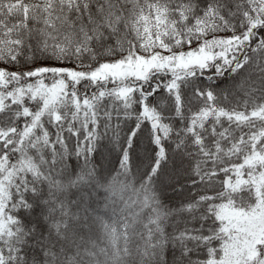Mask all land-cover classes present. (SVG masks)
<instances>
[{
    "label": "snow or ice",
    "instance_id": "6c2138e0",
    "mask_svg": "<svg viewBox=\"0 0 264 264\" xmlns=\"http://www.w3.org/2000/svg\"><path fill=\"white\" fill-rule=\"evenodd\" d=\"M0 264H264V0H0Z\"/></svg>",
    "mask_w": 264,
    "mask_h": 264
}]
</instances>
